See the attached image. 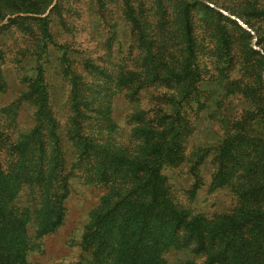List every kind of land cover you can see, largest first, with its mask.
Instances as JSON below:
<instances>
[{
  "label": "trees",
  "instance_id": "obj_1",
  "mask_svg": "<svg viewBox=\"0 0 264 264\" xmlns=\"http://www.w3.org/2000/svg\"><path fill=\"white\" fill-rule=\"evenodd\" d=\"M105 1L108 2L96 0L98 12L108 8ZM136 1L120 0L126 18L141 16V6ZM110 2L117 4L118 0ZM194 2L210 7L198 0ZM28 7L24 10L26 15H16L9 21L35 22L37 54L40 45L42 55L52 44L64 59L69 52L68 43L54 42L50 16H61V10L67 8L65 4L54 3L44 16L39 15L40 7ZM139 37L145 38L144 32ZM181 39L184 55L173 67L176 72L187 69L193 78L195 40L186 8L181 19ZM146 44L140 45L145 56ZM252 52L259 53L254 49ZM86 61L83 67L89 68L90 75L86 80L77 71L82 60H70L72 68L67 62L62 71L70 82L64 133L59 132V120L49 105L43 69L29 79V96L36 105L35 125L22 134L23 141L15 147L13 143L9 149L5 135L9 138L10 134L0 126V152L6 147L12 156L10 171L1 172L0 165V264H42L29 260L27 251L34 246V238L52 233L62 223L73 169H84L88 182L105 187L81 236L80 247L89 256L88 264H264V131L260 138L254 137L251 130V134L239 135L237 123L232 142L219 148L229 157L218 162L222 168L218 165L210 183L225 186L236 178L239 184L229 187L236 204L213 214L197 212L193 205L178 199L179 189L170 182L173 171L184 162V148L180 105L177 107L173 95L166 91L168 81L160 76L147 77L135 88V76L127 78L118 70L114 77L100 81L101 76H93L101 67ZM160 67L163 72L168 70L166 65ZM114 80L117 91L133 105L128 115L132 138L128 144L112 135L116 126L111 118L114 93L103 96L98 91ZM146 81L157 90L149 96L148 106L141 103V89ZM259 82L264 86L262 79ZM257 112L261 118L255 116ZM251 115L252 119H264V105L256 107ZM227 137L230 136L226 135V142ZM240 138L247 141L234 144ZM66 143L71 144L74 154L68 162L64 156ZM240 151L247 155V162L238 158L243 156ZM249 154L257 155L250 158ZM230 163L239 164L240 175L235 174L236 168L226 167ZM23 186L29 190L25 211L13 207ZM31 213V222L36 225L32 238L27 232ZM169 252L177 254L175 261L166 258Z\"/></svg>",
  "mask_w": 264,
  "mask_h": 264
},
{
  "label": "rangeland",
  "instance_id": "obj_2",
  "mask_svg": "<svg viewBox=\"0 0 264 264\" xmlns=\"http://www.w3.org/2000/svg\"><path fill=\"white\" fill-rule=\"evenodd\" d=\"M58 1L67 8L61 10V16L51 14V32L55 43H68L69 52L64 59L52 44L42 51V55L40 45V53L37 54L35 22H10L9 19L16 16L6 18L26 15L28 12L24 10L28 6H38L42 12L39 15H46L52 3ZM205 1L207 3L204 4L210 7L199 5L194 0H162V3L159 0H137L141 16L126 18L121 11L120 0L117 4L105 1L108 8L99 12L96 0H69L68 3L65 0H0V23L4 21L0 25L3 80L0 126L10 134L9 138L5 135L7 147L10 149L13 143L15 147L23 141L25 137L21 138L22 134L35 125L36 105L28 89L29 79L38 74V69H43L49 89V105L59 120L61 133L67 128L63 119L68 111L70 89V82L62 71L67 62L72 65L70 60H82L77 71L83 80L90 76L89 68L83 67L85 60L94 67H101V71L94 72L93 76V79L101 76L100 81L107 76L114 77L117 70L127 78L134 75L135 88L147 77H164L168 81L166 91L173 95L177 107L180 105L183 127L184 162L178 172L173 171L170 180L174 188L179 189L178 199L188 206L193 205L197 212L203 210L208 214L233 208L236 197L229 187H236L239 181L232 178L225 186H221L224 183L215 186L210 183L217 172L218 162L229 157L228 153L219 152V148L232 142L237 126L241 129L239 135L251 134L252 131L254 137L260 138L264 131V119H252L251 115L256 107L264 105V86L259 82L260 78L264 83V0ZM210 4L239 18L248 29ZM185 8L191 18L195 40L193 78L187 69L179 72L174 69L175 63L184 55L181 19ZM142 32L145 38L139 37ZM144 43H147L146 56L140 48ZM252 49L259 53L252 52ZM155 64L157 67L153 71ZM162 65H166L168 70L163 72ZM191 78L192 83L186 88ZM115 83V80L106 83V89L103 87L98 91L103 96L114 93L111 118L116 126L112 135L128 144L132 140L128 115L133 105L122 92L117 91ZM142 86L141 103L148 106L151 103L149 96L157 90L149 87L147 81ZM255 116L261 118V113L257 112ZM226 135L230 136L227 137L228 142ZM245 141L240 138L234 144L240 145ZM9 149L4 147L0 152L1 172L10 171L8 164L12 156ZM14 151L13 148L15 154ZM239 154L243 156L238 158L246 159L245 153L240 151ZM249 155L251 158L257 154ZM64 156L67 162L74 159L70 143L65 145ZM238 166L226 165L227 168H236L235 174L240 175ZM84 172V169H73L63 221L52 233L33 239L34 246L27 251L29 260L42 264H88L89 256L80 247L81 236L105 187L88 182ZM28 200L29 190L23 186L13 207L25 211L29 206ZM33 218L34 215H30L27 222L31 238L36 228L31 222ZM165 256L169 261H175L177 254L169 252Z\"/></svg>",
  "mask_w": 264,
  "mask_h": 264
},
{
  "label": "water",
  "instance_id": "obj_3",
  "mask_svg": "<svg viewBox=\"0 0 264 264\" xmlns=\"http://www.w3.org/2000/svg\"><path fill=\"white\" fill-rule=\"evenodd\" d=\"M198 1H201V2H203V3H207L205 0H198ZM54 3H55V2L52 3L51 7L54 5ZM210 5H211V4H210ZM211 6L214 7L213 5H211ZM214 8H216V7H214ZM216 9H217L218 11H221L222 13H224V14H226V15L232 17V18L235 19V20H236V21H237L242 27H244L245 29H248V27H247L242 21H240L239 18L234 17V16L228 14L227 12L223 11V10L220 9V8H216ZM16 15H23V14H16ZM16 15H10V16H7L6 18H8V17H12V16H16ZM44 15H45V14H43V15H41V16H44ZM6 18H5V19H6ZM3 22H4V21H3ZM3 22H1L0 25L3 24ZM254 47H255V45H254ZM263 80H264V74H263Z\"/></svg>",
  "mask_w": 264,
  "mask_h": 264
}]
</instances>
